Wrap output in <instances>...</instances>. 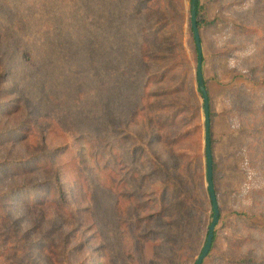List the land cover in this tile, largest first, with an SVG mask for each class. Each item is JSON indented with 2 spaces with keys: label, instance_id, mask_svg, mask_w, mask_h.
Segmentation results:
<instances>
[{
  "label": "rangeland",
  "instance_id": "obj_1",
  "mask_svg": "<svg viewBox=\"0 0 264 264\" xmlns=\"http://www.w3.org/2000/svg\"><path fill=\"white\" fill-rule=\"evenodd\" d=\"M199 3L220 212L203 264H264V0ZM189 12L0 0V264H195L212 209Z\"/></svg>",
  "mask_w": 264,
  "mask_h": 264
},
{
  "label": "water",
  "instance_id": "obj_2",
  "mask_svg": "<svg viewBox=\"0 0 264 264\" xmlns=\"http://www.w3.org/2000/svg\"><path fill=\"white\" fill-rule=\"evenodd\" d=\"M198 0H190V27L192 31V37L195 44V49L197 52V64H196V80L197 87L202 97L203 101V116H204V155L206 163V180H207V192L212 208V220L208 227L206 241L202 248L200 255L198 256L195 264H203L204 259L209 254L213 238L215 227L220 219V212L217 204V198L213 182V159L211 151V121H210V102L207 89L205 87L202 63H203V54H202V45L200 39V33L197 27L196 20V3Z\"/></svg>",
  "mask_w": 264,
  "mask_h": 264
},
{
  "label": "trees",
  "instance_id": "obj_3",
  "mask_svg": "<svg viewBox=\"0 0 264 264\" xmlns=\"http://www.w3.org/2000/svg\"><path fill=\"white\" fill-rule=\"evenodd\" d=\"M196 13H197L196 14L197 27H198L199 32H200V30L203 27L214 24V21H207L206 18L203 15L200 14V3H199V0L196 3ZM189 14H190V12H189ZM161 25H163V23H161ZM190 31H191V27H190ZM191 34H192V31H191ZM193 44H194V41H193ZM193 46H194V52H195V55H196V64H197V52H196V49H195V44ZM173 68H175V67H173V66L169 67L168 72L173 71ZM196 82H197V80H196ZM204 83H205V81H204ZM149 87H150V78H148L147 82L143 86L142 93L139 96L138 101H137V106L132 111V113H131V115H130V117L128 119V122H127L128 126L134 125L137 120H139L140 118H143V114L148 109V105L150 104V100L152 99V96L148 93ZM178 87H180V85ZM178 90H179V88L176 89V87L175 88L171 87L168 91L165 92V94L174 96V95H176L178 93ZM197 92H198V95L201 97V94L199 92L198 87H197ZM165 108H167V107L165 106L164 109ZM171 108H173V109H171V111H170V113L168 115L169 116V122L172 123V125H177L178 123L179 124L182 123V121L184 119L182 117L183 116L182 114L185 112V109L182 106H180L179 104H173V106H171ZM190 115H191V113H188V115H187V117L185 119L187 129H185V131H183L181 134L180 133L176 134V136H177L176 137L177 138L176 142H178V143H179V141H181V138H183L184 135H188V133H189L188 127L190 126V124H191V122L193 120V118H191ZM210 117H211V113H210ZM158 130L160 131L162 129L158 128ZM128 138L130 140L134 139V134L131 131L128 132ZM137 146L138 145H134L131 148V153H134V152L137 151V149H138ZM214 241H215V232H214V238H213L212 246L214 244ZM209 254H210V252H209Z\"/></svg>",
  "mask_w": 264,
  "mask_h": 264
},
{
  "label": "crops",
  "instance_id": "obj_4",
  "mask_svg": "<svg viewBox=\"0 0 264 264\" xmlns=\"http://www.w3.org/2000/svg\"><path fill=\"white\" fill-rule=\"evenodd\" d=\"M213 157V156H212Z\"/></svg>",
  "mask_w": 264,
  "mask_h": 264
}]
</instances>
